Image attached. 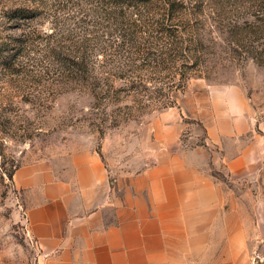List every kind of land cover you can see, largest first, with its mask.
I'll list each match as a JSON object with an SVG mask.
<instances>
[{
	"label": "rangeland",
	"instance_id": "1",
	"mask_svg": "<svg viewBox=\"0 0 264 264\" xmlns=\"http://www.w3.org/2000/svg\"><path fill=\"white\" fill-rule=\"evenodd\" d=\"M100 1L0 0V264L39 256L26 211L40 190L16 187L17 168L49 166L55 179L72 180L71 156L94 151L109 176L128 178L158 158L159 113L186 98L180 140L203 143L205 126L188 112L206 103L207 85L233 86L249 105L252 130L224 139V152L237 153L252 135L264 145V0H176L179 11L157 1L132 9L135 30L129 9L124 19ZM81 52L99 80L70 71L68 53ZM262 160L250 180L210 172L250 210L255 199L264 204Z\"/></svg>",
	"mask_w": 264,
	"mask_h": 264
},
{
	"label": "crops",
	"instance_id": "2",
	"mask_svg": "<svg viewBox=\"0 0 264 264\" xmlns=\"http://www.w3.org/2000/svg\"><path fill=\"white\" fill-rule=\"evenodd\" d=\"M205 99L188 112L205 126L203 143L180 140L186 98L159 113L158 158L128 178L109 176L94 151L71 156L72 180L55 179L49 166L15 169L16 187L40 190L26 211L37 264H249L253 249L264 252V204L255 199L248 210L210 172L256 177L264 157L257 135L233 155L222 144L252 130L248 102L228 85H207Z\"/></svg>",
	"mask_w": 264,
	"mask_h": 264
},
{
	"label": "trees",
	"instance_id": "3",
	"mask_svg": "<svg viewBox=\"0 0 264 264\" xmlns=\"http://www.w3.org/2000/svg\"><path fill=\"white\" fill-rule=\"evenodd\" d=\"M102 1H103V6L105 4L107 5L105 7L112 8V14H115L116 11H118V13L121 15L120 17L122 18L124 17V19H125L126 14H124L123 10L124 8L129 9L128 11L130 13L128 14L127 21H129L130 26L134 27V30L137 26L136 20L138 18L131 19L132 15L137 13V10L136 11L132 10L133 8L138 9V8L144 7V10H148L149 6L153 5L154 3H157V1L160 3L161 8H163L164 10L168 9V11L169 10L177 11L179 9L178 5L182 7V5L176 2V0H107V1L101 0L100 2ZM18 13L19 14H15V16L22 15L20 12ZM49 36H52V35H49ZM176 43L181 45V46H178L179 49L184 50L186 48V46H182V43H183L182 41H178ZM68 56H70V58L68 59L71 64L70 71L74 73L75 76L78 75L80 77V80L87 82L89 79H93V78L98 79L95 76H92L93 70H88L86 63L83 59V56H84L83 52L80 53V56H77L76 54H71V53H68ZM78 57H80V60ZM135 88L137 89V87ZM175 88H178V86H175ZM92 93L94 94L95 97L97 95L98 97L99 95L100 97H104L103 94H98L99 92H95L94 90L92 91ZM169 104L173 105L174 103H172V101L169 100V103H164L161 107L167 106ZM142 106L144 108L148 106V104H145Z\"/></svg>",
	"mask_w": 264,
	"mask_h": 264
},
{
	"label": "built area",
	"instance_id": "4",
	"mask_svg": "<svg viewBox=\"0 0 264 264\" xmlns=\"http://www.w3.org/2000/svg\"><path fill=\"white\" fill-rule=\"evenodd\" d=\"M249 264H264V252L253 249L250 254Z\"/></svg>",
	"mask_w": 264,
	"mask_h": 264
}]
</instances>
